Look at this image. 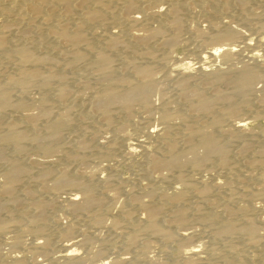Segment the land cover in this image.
<instances>
[{"label":"rangeland","instance_id":"obj_1","mask_svg":"<svg viewBox=\"0 0 264 264\" xmlns=\"http://www.w3.org/2000/svg\"><path fill=\"white\" fill-rule=\"evenodd\" d=\"M187 1L176 0L175 2L184 4ZM200 1L203 2L202 0L188 1V11L186 9V14L181 15L184 17L180 19L182 24L176 31L178 41L175 42L176 44L173 43V46L164 42L165 46L163 43V40L173 33V28L169 26L171 23L165 16L158 18V16L152 15L153 10L156 9L154 8L155 4L146 7L140 3V8L138 5L131 13L124 10L129 14L124 16L123 1H111L112 4L111 2L109 4L113 18H110L111 21L109 20L111 23L108 24L105 19L86 25L80 43L87 44L89 49L86 50L83 45L78 47L84 50L82 51L83 61L79 62H71L67 57H60L52 47L54 46L52 45L54 44L52 43L53 39H50V45H47V42L43 43L37 37L38 35L35 36L33 30L31 39L26 35H24L25 38L22 37L21 30L14 28L16 29L13 31L14 33L11 31V42L22 43L31 48L35 52L34 54L43 52L53 55L54 60L48 65L39 67L40 77L32 79L29 86L24 89L21 85L13 83V77H18L14 73L17 71L16 61L7 60L6 53L0 51V85L7 87L6 97L8 100L6 106L5 104L0 105L3 107V109L0 108V136L8 131L7 127L11 122L20 123L21 125L16 126H20L21 128H18L24 134L23 139L20 140L19 146L21 147L19 148L12 141L0 140V182L12 167L11 163L16 161L26 168V172L20 176L18 179L20 181H17L18 183L16 182L17 184L14 186L12 192L14 198L11 195L10 197L9 193L0 191V196L2 195L0 197V219H9L10 223L5 230L0 231V264H11L18 258V264H100L106 261H108L107 264H111L117 260L118 264H184L185 253L191 250L195 251L194 264H234L235 262V264L238 262L264 264V178L262 176L264 165L249 162L248 166L247 162L253 156L261 157L264 160L263 153H260L261 148L264 147V130H262L264 129V104L259 99L261 95H264V46L255 48L252 41H249L246 46L237 42L239 46L231 59L224 61L218 58L210 66V71L240 69L245 66L244 56L252 47L258 52L257 65L252 66L262 75L261 78H258L259 80H255L250 92L248 91L247 104H239L243 102L242 96L229 87L230 83L229 85L228 82H223V84L220 82L211 87L207 82L205 83L206 79L194 69L191 70V73L193 72L192 74L195 76L187 82L189 87L199 90L206 99L214 98V95L225 91L229 92L230 89L234 92L229 93L228 100L238 103L239 106L236 105L235 110L228 116L222 115L218 124L220 130L212 131L217 142L223 144L226 158L229 159L223 165L224 167L218 165L219 159L216 156H213L214 159L203 160L200 163V169L192 168L190 165L175 169L164 167L156 170L149 167L148 161L151 154L164 150L161 140L172 139L176 144L175 147L177 146L175 149L178 151L186 149L185 145H189L182 139L183 134L186 133L182 129L181 120L175 115L176 112L186 114V117L189 115L188 120H192L190 123L193 122L194 126H198L207 119L206 115H197L188 110L189 108L186 107L188 101H183L180 88L176 84L179 76L173 71L177 65L183 62L196 63L200 55L214 46L213 42L211 43L197 34L199 28H203V32H207L209 21L205 20L207 18H209L208 20L226 22L230 20L231 27L244 31L252 38L264 34V27H260L264 24V0H248L250 2H247L243 8L239 4H235V0H231L232 2L226 8L219 5L214 6L213 12L209 14L211 16L207 18H204L202 6L199 8V5L203 4ZM191 2H193V6ZM134 15L140 17V23L144 24L131 23L128 19ZM143 15L144 19L149 21L143 20L141 18ZM139 24L142 27H147V25L149 27L142 28ZM115 26H119V28ZM154 26L164 29L163 33L146 40V43L150 40L149 45H145L151 48V55L142 56L139 54V49L143 48V44L131 41V35H145L150 28H155ZM194 29H197L196 32ZM119 31L120 34H118ZM108 33L122 35L123 40L126 38L123 43L127 44L128 41L130 44L124 46L121 43L117 47L107 48L103 38ZM227 41L224 40L223 43L227 44ZM68 46V44H59V47L66 48L65 50L69 48ZM97 50L104 51L109 58V77L96 76V69L90 66L92 53ZM129 61L133 64L147 66L150 70L153 84L147 93L146 101H144L147 106L143 100L135 102L132 107H129L130 110L120 104H114L107 111L109 118L107 122L103 113L96 109V97L94 96L105 85H108L111 91L118 95L125 92L127 87L122 85L117 80L118 78H123L129 83L139 81ZM46 79L47 82L43 83ZM60 84L66 90L62 99L56 95ZM147 99L149 100L147 101ZM16 103L27 105L23 108L25 111L21 110L22 108H17ZM221 108L222 104L215 103L210 106L208 114L213 116ZM41 109L47 112L46 116H38L35 120L23 117V112L33 115L38 114ZM163 111L169 112V114L174 111L171 114L175 119L172 116L173 120L171 119L167 123L161 121L158 118H161L160 114ZM17 114L20 117H17ZM59 117L60 119L64 117L69 122L63 126L56 134L55 140L52 141L46 136L48 127L52 123L51 121L60 120ZM240 118L248 121L247 132L245 131L244 135L235 139L234 136L226 133V129L228 130L230 125L235 122L234 119ZM6 122L8 123L6 124ZM180 125L182 126L180 127ZM147 129H154L161 133L148 137L145 134ZM167 129H170L169 132ZM183 130L184 132H182ZM170 137L172 138L170 139ZM137 142L141 143V147L136 146ZM245 142L250 144V148L247 150L249 153L243 152ZM134 143L137 144L134 145ZM194 143H196L195 139ZM131 146L137 147V150L130 155L127 149ZM45 148L49 151L47 152ZM258 153L262 156L257 155ZM189 156L187 155V157ZM59 172L63 174L61 175ZM64 174L69 178L76 179L81 187L78 188L79 186L67 183L56 185L61 176L65 177ZM83 187L94 196L96 202L79 211L67 207L65 199L71 195H76L81 199ZM191 187L195 188L194 191ZM201 187H204L207 192L202 198L195 191ZM150 189L153 190L152 194H150ZM175 190L181 197V202L173 204L169 200V194L171 195ZM36 203L42 205L41 220L37 224L34 221L31 222L35 211L37 213L34 207ZM142 203H146L145 206L150 208L154 204L162 205L164 209H161L162 212L156 223L169 231V238L166 239V236L161 234L155 236V234L143 231L145 223L141 220L144 216L140 209ZM122 209L131 211L130 215H126ZM175 210L182 211V217L185 220L183 225L175 221L172 222L171 216ZM226 222L231 227L230 232L220 233L217 227ZM35 225L40 231L36 230ZM66 227L71 229L68 237L62 233L63 228ZM250 232L251 235L254 234V239ZM181 234H189V239H182ZM64 241L65 243L77 242L75 249L81 259L76 258L74 263H69L61 257L63 253L61 245L65 244ZM39 242L40 244L37 246L36 243Z\"/></svg>","mask_w":264,"mask_h":264},{"label":"bare ground","instance_id":"obj_2","mask_svg":"<svg viewBox=\"0 0 264 264\" xmlns=\"http://www.w3.org/2000/svg\"><path fill=\"white\" fill-rule=\"evenodd\" d=\"M111 1H113V0H0V51H1V53H3V52L6 53L5 54V58L7 60H9V61H11V60L14 61L15 60L16 61L17 66H15V67H17V71H15L14 73H16L15 75H18L19 78L15 77L16 78L15 79L13 77V79H14L13 83L14 84H18V86L21 85L24 89L27 88V86H29V82L32 79L40 77V74L38 72L39 67L48 65L49 63L53 62L54 58L52 57L53 55L51 56L48 53H43L42 52L41 54L40 53L39 54H34L35 52L32 51L31 48H29L27 46H24L22 43L16 42V41L15 42H11L10 41V39H11V37H10L11 36L10 35L11 31L13 32L16 29L17 30H21L22 31V37L24 35H26L27 38L31 39L32 38L31 31L33 30V32H35V34H36L35 36L38 35L37 37L41 41H43V43L47 42V45L48 44L50 45V39H53L52 43H54V44H52V45H54V46H52V45L51 46L54 47L53 48L54 51L56 50L55 52L58 53V55H60V57L61 56H63L62 58H64V57L66 58L67 57V59L69 58V60L71 62L83 61V57H82L83 53H82V51H84V50H83V48H80V49H82V50H80L78 47H80V45L81 46L83 45V46H85L86 50L89 49L87 44L80 43V41L82 39L83 31L85 30L86 25L89 24L90 22L101 21V20L107 19V23L108 24L111 23V22H109L110 18L113 19L112 18V11L110 12L111 9H109L110 8L109 4H110ZM122 1H123V4H122L123 5L122 6L123 12L125 10V11H129L130 13L132 12V10L134 11V9H136L137 6L140 3H143L146 7L150 6V5L152 6V5L155 4L154 8H156V9L153 10L152 15L158 16V18L165 16V18L167 20H169L170 23H171V25H169V26H171L173 28V30H172L173 33H170L172 35L169 34V36H167L166 39L163 40V43L166 42L167 44H169V46H171L173 43L174 44L177 43L176 41H178L177 40L178 38H177V35H176V31L179 30L180 27H181V24H182L181 21L182 20H180V19L184 17V16L181 17V15H183L184 13L186 14V12L188 11L187 8H188V4H189L190 0H188L189 2L188 1L186 2L187 4L186 3L183 4V2H182V4H180L178 2H175L176 0H122ZM202 1L203 2H201V1L200 2L203 3V4L199 5V8H200V6H202V9H203L204 14H205L204 18H207V17L211 16V15L209 16V14H211L213 12L212 8L214 6L219 5V6L223 7V8H226V6L230 5V3L232 1H234V0H232V1L231 0H202ZM228 1H230V2H228ZM235 1L237 2V3L235 2V4H239L242 8L248 2V0H235ZM165 2H167V3H165ZM111 4H112V2H111ZM192 4H193V2H191V5ZM196 5H198V4H196ZM239 5H237V6L239 7ZM194 7H196V6H194ZM138 8H140V5L138 6ZM190 8H192V7H190ZM186 9H187V11H186ZM140 11H143V10H140ZM151 11H152V9H151ZM126 14L129 15L128 13H125L124 16ZM118 16H119V11H118ZM130 18L128 20L131 23H133V24H137V23L141 22V19H139L140 17H137L135 15H134V17H130ZM141 18L143 20H145L144 19V15H143V17L141 16ZM145 18H146V16H145ZM119 19L121 20V18H119ZM208 19L209 18H207L205 20L206 22L209 21L208 22V27H207V32H203V28L202 29H200V28L198 29L197 28L198 30L197 29L196 30L198 31V33H197L198 35H200L204 39H207V40L211 41V43L213 42L214 46H212V48L209 49V51L206 48L207 52L205 51V53H203V55H200V57H198V58L196 57L197 58V62L196 63L192 64V62H183V63L181 62L182 64L177 65L173 69V71L176 72V74L179 76V78H178L179 80H178V82L176 84L178 85L177 87L180 88V92L181 93L179 91H176V90H175V92H179L181 94L183 101L184 100L188 101V104L186 106L187 108H189L188 110L193 111L194 114L196 113L197 115H199V114L200 115H206L207 119H205V121H203L202 123L198 124V126H194L192 124L193 122L190 123L192 120L191 121L188 120L189 115H188V117H186L185 116L186 114L183 115L180 112H176L175 113L176 117L181 120L180 123L183 125V126L180 125V127L182 126L183 127L182 129H184L185 133H186V134H183V138L182 139L184 140L185 143H189V145L188 146L185 145L186 149H182V150L178 151L177 149H175L177 146L175 147L176 144H175V142L172 141V139H171L172 137H170L171 140H168L169 138L168 139L166 138L163 141L161 140V142H162V144L164 146V150H162L161 152L156 153V154H151L149 161L147 160L149 162V167L152 168V169L156 170V169L164 168V167H166L168 169H173V168L175 169V168L184 167V165H190L192 168L193 167H198L200 169V167H201L200 163L203 160H205L206 158H213V156H216L219 159V164L218 165H222V166L225 165V163L229 159L226 158L227 156L225 155V151H224L225 149L223 147V144H219L217 142L216 138L212 135V131L215 130V129L220 130L219 129L220 125H218V124H219V118L222 115L223 116H228V114H231L235 110V106L236 105L239 106L238 103H232V102H230L228 100L229 93L230 94L234 93V92L235 93L236 92L240 93V95L242 96V101L243 102L241 101L242 103H239V104H243V103L247 104L248 100L246 98V95L248 94V91L250 90V88H252L251 86L253 85L255 80L257 81V80H259L258 78H261L262 73L257 72L255 70V67L252 66V65H257V61H258V52L255 51L253 47L244 56V58H245V60L243 59L244 63H245L244 67H242L240 69H238V68L237 69H234V68L231 69L230 68L231 69L230 71H225L224 69L223 70L215 69L214 71H210L211 63L214 62L216 59L220 58L221 60H224V61L231 59V57L233 56L237 46H239V45H237L238 43H241L242 45L246 46L247 44H249L248 43L249 41H252L253 42L252 43L253 46L254 45L256 46V47L254 46L255 48L263 47L264 46V34H262L260 36L258 35V37L254 36L255 38H252V36L250 37V36L246 35L244 31H242L240 29H237V28L231 27L229 25L230 20H228L226 22V21H223V20L222 21L221 20L216 21V20H208ZM145 21H149V20L147 19ZM145 21H143V22H145ZM165 22H167V21H165ZM104 23H106V21ZM183 23H184V21H183ZM242 23H244V22H242ZM142 24H144V23H142ZM165 24H167V23H165ZM123 25H124V23H123ZM24 26H26L27 28H25ZM119 26L118 27L115 26V27L119 28ZM147 27H149V26L147 25ZM147 27L143 26L142 28H147ZM156 27L155 28H153V27L150 28L149 32L147 34H145V35L144 34L143 35H140V34L131 35V39H132L131 41L135 42L136 44H138V43H140V44L142 43L143 44V48L142 49L138 48L139 49V54H142V56L151 55V48L148 47L147 45H145V44H148L150 42V40H149L148 43H146L147 42L146 40H148V38L149 39L152 38L154 35H157V34L159 35V33H163L164 29H162L161 27H157V28ZM166 27H168V26H166ZM260 27L261 28L264 27V24H262ZM14 28H16V29H14ZM136 28H138V27H136ZM196 30H195V32H196ZM118 34H120V31H119ZM118 34L117 33L116 34L115 33H108L107 35H104V36H106L105 38H103L104 39V45L107 48H109V47L113 48V46L117 47L118 45H121V43H123V42L125 43L124 40L126 38L123 40L124 37H121L122 35L120 36ZM164 35H165V32H164ZM162 37H163V34H162ZM24 38H25V36H24ZM156 39H154V40H156ZM224 40H225V42H226V40H228L229 42L227 41V44H224L225 43V42L223 43ZM209 41H207V43H209ZM126 43L127 44H124V46L130 44L128 41ZM163 43H161V44H163ZM59 44H68L69 48L67 50H65L66 48L62 49V48L59 47ZM210 44H209V47H211ZM164 45H165V43H164ZM92 54L93 55L91 56L92 58L90 60V66H92V67H94L96 69V76L109 77L110 76V68H109V58H108V56L102 50L101 51L100 50L94 51ZM2 58L4 59V57H2ZM67 59H66V61H68ZM129 62H130V64L132 65V67L134 69L135 73L134 72L133 73L138 76V78H139L138 80L139 81L129 83V82H127V80H124L123 78H121V79L118 78L117 80L119 82H121L122 85L124 84V86L127 87L125 92H123L122 94L118 95V94H116V92L111 91V89L108 87V85H105L103 87V89L101 91H99L98 93H96V95L94 96V97H96V104H95L96 105V109L98 110V112L100 111L101 113H103V115L105 116V120H107V122H108V119H109L107 111H108L109 108H111L112 105L120 104L121 106H123V107L125 106L126 108L129 109V107H132L135 102L137 103L138 100L139 101L143 100V103H144V101H146V98H147V93L150 91V88H151V86L153 84V78H152L150 70H149V68L147 66L133 64L131 61H129ZM258 66H259V64H258ZM94 68H92V69H94ZM14 69H16V68H14ZM192 69H194L195 71H197V73H199V75L204 77L206 79L205 83L207 82V84L211 85V87L215 86V85H218V83H220V82L222 84H223V82H225V83L228 82V84L229 83L231 84V85L229 84L230 85L229 87L232 88L234 90V92H233L232 89L229 88L230 89L229 92L228 91H225L223 93L219 92L221 94L214 95L213 96L214 98H208V99L204 98L202 96V93L199 90H195V89L189 87L188 84H187V82L189 80H191V78H193V76H195V75L192 74L193 72L191 73ZM47 76L49 77L51 75H47ZM46 82H47V79L43 83H46ZM11 84H12V81H11ZM22 87H19V88H22ZM231 90H232V92H230ZM65 93H66V90L64 89L63 85L60 84L59 87H58L56 95H58V97L62 99L63 96L65 95ZM6 96H7V87L4 86V85L3 86L0 85V105H4L5 104V106H6V104L8 102ZM177 99H178V97H177ZM259 99H260V102H262V104H264V95H261ZM148 100L149 99H147V101ZM186 101H184V102H186ZM150 103H148V104H150ZM215 103L222 104V108L219 109L218 112L215 115L210 116L208 114L209 108H210L211 105H213ZM144 104L146 105V103H144ZM144 104H140V105H144ZM17 106H18L17 108H22L21 110L25 111V109H23V108H25L27 105L18 103ZM242 106H244V105H242ZM0 108L3 109V107H1V106H0ZM96 109H94V110H96ZM173 112H171V113H173ZM26 113L27 112H25V113L23 112V117L24 118H28L30 120H33V119L35 120L36 117H38V116H46V114H47V112L44 109H41L39 111V113H38L39 115L36 114V113L33 114V115H30L29 113L26 114ZM132 114H133V112H132ZM170 114H169V112L163 111L162 114H160L161 118H158V119H161V121L167 123L169 120L172 119L173 115L172 114L170 115ZM17 117H20V116L18 115ZM60 117H59V119H60ZM190 117H191V115H190ZM131 118H133V117H131ZM173 119H175V117ZM234 121L235 122L232 121L233 124L230 125L229 129L228 130L226 129V133L229 134L230 136H234L235 139H236L237 137L239 138L242 135H244L245 131L247 130L246 128H247L248 121L246 119H243V118L234 119ZM51 122L52 123L49 124L50 126L48 127V131H47L48 133H47V135L46 134L45 135L47 136V138H49L50 140L53 141L56 138V134L69 121L66 118L62 117L60 120L51 121ZM7 123L8 122H6V124ZM19 124H17V122L9 123L8 124L9 127H7L8 131H6V133H3L5 131L2 132L3 134L0 136V140L2 139V140H5L6 142L7 141H12V142L16 143L18 148L21 147V146H19V143H20V140L23 139L24 134H23V131L21 129H19L21 127L18 126L19 127L18 128L16 126V125H19ZM103 125H104V123H103ZM5 127H6V125H5ZM222 129H224V128H222ZM169 130H168V132H169ZM184 130L182 132H184ZM262 130H264V129H262ZM180 132H181V130H180ZM159 133H161V131L158 132V131H156L154 129H149L148 131H146L145 134L148 137H152V136L158 135ZM249 136H250V134H249ZM194 139L196 140V143H194ZM173 140H174V138H173ZM191 141H193V142H191ZM137 143H134V145L137 144ZM136 146L141 147V143H138ZM249 148H250V144L248 142L247 143L245 142L244 147H243V152L249 150ZM260 148H261V146H260ZM42 149H44V148H42ZM127 150H128V153L131 155V154L136 152L137 147H134V146L132 147L131 146ZM48 151L49 150H47V152ZM247 152H245V153H247ZM241 153H242V151H241ZM260 153H263L262 155H264V147L261 148ZM187 155H190V156L187 157ZM257 155H260V154L258 153ZM262 155H260V156H262ZM242 156H244V155H242ZM244 158H247V157H244ZM247 162H248V166H249V162L252 163V164L255 163V164H259V165L260 164L264 165V163H263L264 160L261 157H258V156H255V157L253 156ZM11 164H12L11 165L12 167L6 172V174L4 176V179H3L4 181L2 180V182H0V191H2L3 193H9V196L10 195L12 196V192H13L14 186H16V184L20 181V180L18 181L20 176L23 173L26 172L25 166H22L20 163H17L15 161V162H13ZM246 166H247V164H246ZM175 172H177V171H175ZM248 172H250V171H248ZM248 172H247V174H248ZM262 173H263L262 176L264 178V172H262ZM259 177H261V176H259ZM176 179H177V177H176ZM63 183H67L69 185L77 186V187L79 186L78 188L81 187V185L77 182L76 179L74 180L71 177L69 178V177H67V175H65V177L61 176V178L57 181L56 185L60 186ZM204 187H201V188H198V189L195 190L197 192V195L199 197H201V198L205 196L204 195L205 193H207L206 192L207 188L205 187L206 188L205 189ZM83 188H84V190L81 191V192H83V196H82L81 199H79L76 195H73V196L71 195V197H67L65 199V202L68 205V206L66 205L67 207H69L72 210L79 211L80 209L81 210L83 208L85 209L87 206H89V205H91V204L96 202V199L94 198V196L91 193H89L88 190L85 187H83ZM191 188L194 191L195 188H193V187H191ZM149 191H150V194L153 193L152 189H150ZM256 191H257V189H256ZM260 191H262V190H260ZM257 193H260V192H257ZM7 195H4V196H7ZM259 195H261V194H259ZM9 196H8V198L10 199L11 196L10 197ZM169 200L173 204L181 202V197L177 194V190H175L171 195L169 194ZM146 203L140 204L141 208L139 207L141 209V211L143 212V214H144V216H142V218H141V220L144 221L143 223H145V225H144L145 226V230H143V231H147L148 233L155 234V236H156V234H158V235L161 234L163 236H166V239L169 238L170 237L169 231L167 229L162 228L161 226H159L156 223V221L158 220V218L160 216V213L162 212L161 209H164V208L162 207L161 204H154V206L151 207V208L150 207H146L145 206ZM34 207L37 210V213L35 211L36 214L34 213L31 222L34 221V223L37 224L41 220L42 205L36 203V205H34ZM135 208H137V207H135ZM128 209L126 211L122 209L123 211H125L124 213H126V215H130V213H131V211H129ZM66 210H69V209H66ZM70 211L71 210H69V212ZM120 211H121V209H120ZM182 215H183L182 211L175 210L173 212L172 216H171L172 222L175 221L178 224L183 225L185 220L183 219ZM8 220L0 219V231L5 230L6 227L8 226V224H10ZM35 227H36V225H35ZM70 227H71V225H70ZM217 229L220 231V233L221 232L227 233V232H230L231 227H230L229 223L226 222L224 224L222 223L221 226L219 225V227H217ZM36 230L40 231V229H38L37 227H36ZM70 230L71 229H67V227L63 228V230H62L63 235L68 237L69 234H70ZM32 231H34V230L32 229ZM245 231H246V229H245ZM251 232H250V235H251ZM251 236L254 239V234H252ZM181 238L184 239V240H187V239H189V234H181ZM253 239H250V240L253 241ZM64 243H65V241H64ZM76 243L77 242H71V243L68 242V243H65V244L61 245V247L63 248L62 249L63 253L61 254V257L64 260H67L69 263H74L76 261V258H78V259L80 258L78 256V253H77L76 249H75L76 248L75 247ZM39 244H40V242L36 243L37 246ZM185 254L186 255H185V259H184L185 260L184 264H194L193 263V257L195 256V251L191 250V251H189V252H187ZM14 260H15V258H14ZM184 260H182V261H184ZM106 262H108V261H106ZM106 262L105 263H100V264H107ZM18 263H19V258L16 259L13 264H18ZM111 264H118V260H117V262H112ZM237 264H243V263L238 262Z\"/></svg>","mask_w":264,"mask_h":264}]
</instances>
